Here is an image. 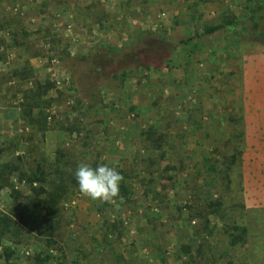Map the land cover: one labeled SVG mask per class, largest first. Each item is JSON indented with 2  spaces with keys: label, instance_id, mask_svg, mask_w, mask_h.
I'll return each instance as SVG.
<instances>
[{
  "label": "rangeland",
  "instance_id": "rangeland-1",
  "mask_svg": "<svg viewBox=\"0 0 264 264\" xmlns=\"http://www.w3.org/2000/svg\"><path fill=\"white\" fill-rule=\"evenodd\" d=\"M0 169V264H264V0H0Z\"/></svg>",
  "mask_w": 264,
  "mask_h": 264
},
{
  "label": "clouds",
  "instance_id": "clouds-1",
  "mask_svg": "<svg viewBox=\"0 0 264 264\" xmlns=\"http://www.w3.org/2000/svg\"><path fill=\"white\" fill-rule=\"evenodd\" d=\"M73 176L80 195L88 200L111 203L120 195L123 177L113 166L80 162Z\"/></svg>",
  "mask_w": 264,
  "mask_h": 264
},
{
  "label": "trees",
  "instance_id": "trees-1",
  "mask_svg": "<svg viewBox=\"0 0 264 264\" xmlns=\"http://www.w3.org/2000/svg\"><path fill=\"white\" fill-rule=\"evenodd\" d=\"M211 31V30H209ZM7 168V167H6ZM5 169V168H4ZM1 170V169H0ZM33 197L28 199V204L24 206V211L29 212H37L39 208L44 206L48 211L57 209V205L62 198L64 188L63 186H53L50 191H46L43 188H33ZM13 199L17 200L19 194L17 192H13ZM52 213V212H51ZM12 228V218L7 215L0 214V244L2 236L7 233ZM238 230V228H234V231ZM241 233L239 235L232 234L231 235V244L237 245L239 243H245V234L246 229H240ZM59 264V263H57Z\"/></svg>",
  "mask_w": 264,
  "mask_h": 264
}]
</instances>
